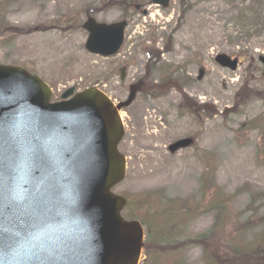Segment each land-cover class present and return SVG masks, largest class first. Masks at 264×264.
<instances>
[{
	"label": "rangeland",
	"instance_id": "374dc122",
	"mask_svg": "<svg viewBox=\"0 0 264 264\" xmlns=\"http://www.w3.org/2000/svg\"><path fill=\"white\" fill-rule=\"evenodd\" d=\"M116 1L0 0L1 19L49 30L5 40L0 64L24 67L41 77L52 88V102L61 101L68 89L92 87L102 88L116 102L125 101L130 85L151 77V84L162 89L156 94L141 90L126 110L128 151L125 140L119 149L128 159L127 175L113 193L135 199L137 208L144 200L154 202L150 214L134 217L142 222L152 221L154 211L166 202L191 200L202 207L194 208L184 224L161 231L168 249L148 242L145 228V246H150H144L140 264H204L202 249L183 242L214 225L217 212L207 213L204 206L216 192L218 201H227L230 214L212 248L231 264L244 262L234 247L252 244L264 232L261 224L239 231L248 219L259 222L264 217V198L256 196L264 195V2L263 16L255 24L238 17L241 4L252 0H185V7L184 0H172L166 10L151 0H126L129 7ZM136 4L148 14L135 11ZM88 16L102 23L127 20L118 55L103 58L86 51L88 33L82 24ZM157 52L162 54L158 60L152 56ZM219 54L239 57L238 70L221 68L215 62ZM123 67L125 81L119 71ZM186 137H193L195 146L171 155L168 146ZM122 214H136L133 203ZM151 232L154 238L153 228Z\"/></svg>",
	"mask_w": 264,
	"mask_h": 264
},
{
	"label": "water",
	"instance_id": "95a60500",
	"mask_svg": "<svg viewBox=\"0 0 264 264\" xmlns=\"http://www.w3.org/2000/svg\"><path fill=\"white\" fill-rule=\"evenodd\" d=\"M125 27L89 19L86 48L116 54ZM216 62L238 68L224 54ZM50 96L38 77L0 66V264H139L143 228L123 219L126 201L111 193L126 174L119 111L134 101L135 87L117 106L96 88L54 105ZM192 144L183 139L169 151Z\"/></svg>",
	"mask_w": 264,
	"mask_h": 264
},
{
	"label": "trees",
	"instance_id": "16d2710c",
	"mask_svg": "<svg viewBox=\"0 0 264 264\" xmlns=\"http://www.w3.org/2000/svg\"><path fill=\"white\" fill-rule=\"evenodd\" d=\"M261 1V0H257ZM240 18L243 20H248L250 22H254L257 24L259 20L262 18V12H256L253 11L250 7H247L246 9H242L240 12ZM17 28H10L5 30L4 27L0 28V39L2 37H9L14 39L18 35ZM36 29L32 30L34 32ZM30 31V30H28ZM23 32V30H22ZM170 79V78H169ZM179 82L181 84L185 83V80L183 78L179 79ZM214 193V192H213ZM211 193V194H213ZM217 194H213L214 196L208 198L207 202L205 203V210L206 212L215 211L217 212L214 225L209 229L207 232L202 233L194 238L188 239L187 241L183 242L184 245L190 244L198 246L203 251V263L204 264H231L228 258H223L218 255L217 249L212 248V243L216 241L218 238V234L221 233L220 229L221 226L224 225L226 221V217L228 214H230V209L226 207L227 201L216 199V196L219 195V192H216ZM207 195V194H206ZM258 198H264V195H256ZM206 199V198H205ZM256 201V197H255ZM132 206V203L130 202L128 209ZM154 206V202L148 200L144 203V208H137V204L133 203V207L135 209L136 214H128L129 217H136L139 216L142 218L139 214L152 211ZM164 206H166L164 208ZM202 207V204L199 205L192 203L191 200L186 201H180L176 203V205H173L171 202H166L164 205H162V208L158 209L157 211H154V214H152V221H148L146 219H143L144 226L147 227L149 233L147 237V241H153L158 242L156 246L162 248V249H168L167 247L171 246L168 242L169 240L166 238V234H162L161 231H166V226L176 227L180 224H184L189 218L192 217V212L194 211V208L200 209ZM252 209V207H250ZM140 210V212H139ZM255 212L256 210L253 209ZM229 212V213H228ZM150 215H148V218ZM258 224L264 225V217L261 218V221L255 222L252 219H248L245 221L239 228V231H248L250 229H253L258 226ZM153 228V235L155 236L152 238V230ZM182 244V245H183ZM223 244V243H222ZM149 245L146 244L145 247H149ZM155 246V245H154ZM174 249H178L179 245L176 244L173 246ZM236 249V250H235ZM234 250L237 251L236 257H239L244 262H240L239 264H264V232L260 239L254 240L252 244L248 245H240L237 244L236 247H234ZM149 252V250H147ZM164 252H161L163 254Z\"/></svg>",
	"mask_w": 264,
	"mask_h": 264
},
{
	"label": "bare ground",
	"instance_id": "6f19581e",
	"mask_svg": "<svg viewBox=\"0 0 264 264\" xmlns=\"http://www.w3.org/2000/svg\"><path fill=\"white\" fill-rule=\"evenodd\" d=\"M12 27H14V26H12ZM22 30H23V32H22ZM48 31H49L48 29H44V30L32 32V31H28V30H25V29H20V30H18V35L16 36V39L17 38L28 37L30 35L37 34V33H46ZM153 88H154V85H150V89H153Z\"/></svg>",
	"mask_w": 264,
	"mask_h": 264
},
{
	"label": "flooded vegetation",
	"instance_id": "af4514ba",
	"mask_svg": "<svg viewBox=\"0 0 264 264\" xmlns=\"http://www.w3.org/2000/svg\"><path fill=\"white\" fill-rule=\"evenodd\" d=\"M126 115V114H125ZM126 117H127V115H126ZM125 140V141H124ZM124 149L126 150V151H128V138H124Z\"/></svg>",
	"mask_w": 264,
	"mask_h": 264
}]
</instances>
